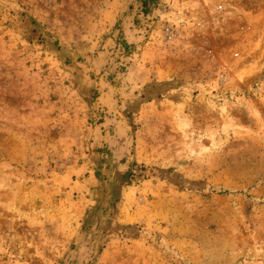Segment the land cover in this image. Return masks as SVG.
<instances>
[{
    "label": "rangeland",
    "instance_id": "374dc122",
    "mask_svg": "<svg viewBox=\"0 0 264 264\" xmlns=\"http://www.w3.org/2000/svg\"><path fill=\"white\" fill-rule=\"evenodd\" d=\"M0 0V264H264V0Z\"/></svg>",
    "mask_w": 264,
    "mask_h": 264
},
{
    "label": "trees",
    "instance_id": "16d2710c",
    "mask_svg": "<svg viewBox=\"0 0 264 264\" xmlns=\"http://www.w3.org/2000/svg\"><path fill=\"white\" fill-rule=\"evenodd\" d=\"M147 3H148L147 0H144V1H143L144 8L147 7ZM145 11H147V8H145Z\"/></svg>",
    "mask_w": 264,
    "mask_h": 264
}]
</instances>
